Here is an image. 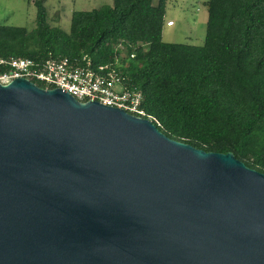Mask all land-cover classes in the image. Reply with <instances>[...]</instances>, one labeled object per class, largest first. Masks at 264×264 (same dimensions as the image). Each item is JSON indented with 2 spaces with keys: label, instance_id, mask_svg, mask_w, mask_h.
<instances>
[{
  "label": "water",
  "instance_id": "1",
  "mask_svg": "<svg viewBox=\"0 0 264 264\" xmlns=\"http://www.w3.org/2000/svg\"><path fill=\"white\" fill-rule=\"evenodd\" d=\"M0 264H264V173L123 108L0 83Z\"/></svg>",
  "mask_w": 264,
  "mask_h": 264
},
{
  "label": "trees",
  "instance_id": "2",
  "mask_svg": "<svg viewBox=\"0 0 264 264\" xmlns=\"http://www.w3.org/2000/svg\"><path fill=\"white\" fill-rule=\"evenodd\" d=\"M45 2L35 1L31 29L0 24V57L108 65L168 137L264 173V0H207L202 45L164 40L168 0L75 10L69 31Z\"/></svg>",
  "mask_w": 264,
  "mask_h": 264
},
{
  "label": "built area",
  "instance_id": "3",
  "mask_svg": "<svg viewBox=\"0 0 264 264\" xmlns=\"http://www.w3.org/2000/svg\"><path fill=\"white\" fill-rule=\"evenodd\" d=\"M174 24L173 20L167 21L168 26ZM18 77L35 80L46 89L61 88L80 101H99L134 115H145L144 95L127 89L121 77L108 65L93 67L89 62L81 66L69 58H50L39 63L31 58L0 57V83L8 84Z\"/></svg>",
  "mask_w": 264,
  "mask_h": 264
},
{
  "label": "rangeland",
  "instance_id": "4",
  "mask_svg": "<svg viewBox=\"0 0 264 264\" xmlns=\"http://www.w3.org/2000/svg\"><path fill=\"white\" fill-rule=\"evenodd\" d=\"M36 0H0V24L35 26ZM157 0H155L156 2ZM207 0H168L166 20L174 25L164 27L166 42L202 45L205 41L208 8ZM113 0H46L52 24L60 25L69 31L72 13L75 10H91Z\"/></svg>",
  "mask_w": 264,
  "mask_h": 264
}]
</instances>
